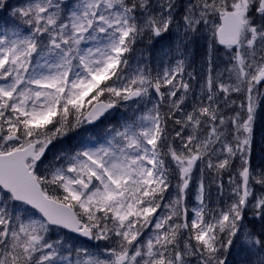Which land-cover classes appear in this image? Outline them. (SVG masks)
I'll use <instances>...</instances> for the list:
<instances>
[{
    "label": "snow or ice",
    "instance_id": "6c2138e0",
    "mask_svg": "<svg viewBox=\"0 0 264 264\" xmlns=\"http://www.w3.org/2000/svg\"><path fill=\"white\" fill-rule=\"evenodd\" d=\"M258 112L264 0H0V264H264Z\"/></svg>",
    "mask_w": 264,
    "mask_h": 264
},
{
    "label": "rangeland",
    "instance_id": "374dc122",
    "mask_svg": "<svg viewBox=\"0 0 264 264\" xmlns=\"http://www.w3.org/2000/svg\"><path fill=\"white\" fill-rule=\"evenodd\" d=\"M17 2H18V0H11V3H13V4H16ZM21 2H22V0H21ZM197 59H198V57H197ZM153 67H155V63L153 64ZM189 70L191 71L192 69H189ZM117 111L121 112V111H123V109H120ZM119 112L117 113V120L119 118ZM114 115H116V114L114 113ZM111 123L116 124L117 122H116V120H113V121H111ZM108 126H109L108 124H105L102 127H97L94 129H88L87 131H84L81 134V136L82 137H88L89 141L87 139L81 138V136H79L73 142L75 145L84 144L86 146H99V144L104 143L105 137L103 134V129L105 127H108ZM53 238H55V237L53 236Z\"/></svg>",
    "mask_w": 264,
    "mask_h": 264
},
{
    "label": "trees",
    "instance_id": "16d2710c",
    "mask_svg": "<svg viewBox=\"0 0 264 264\" xmlns=\"http://www.w3.org/2000/svg\"><path fill=\"white\" fill-rule=\"evenodd\" d=\"M254 139L253 164L260 166L264 164V112H258Z\"/></svg>",
    "mask_w": 264,
    "mask_h": 264
}]
</instances>
